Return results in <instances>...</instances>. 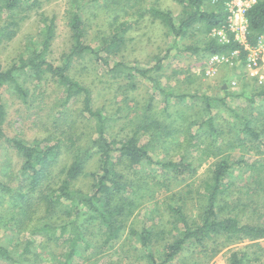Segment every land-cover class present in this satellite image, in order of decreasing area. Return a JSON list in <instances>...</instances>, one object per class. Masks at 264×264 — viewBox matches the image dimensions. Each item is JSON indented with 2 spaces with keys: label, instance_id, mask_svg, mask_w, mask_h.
Returning <instances> with one entry per match:
<instances>
[{
  "label": "rangeland",
  "instance_id": "obj_1",
  "mask_svg": "<svg viewBox=\"0 0 264 264\" xmlns=\"http://www.w3.org/2000/svg\"><path fill=\"white\" fill-rule=\"evenodd\" d=\"M80 1L84 6L82 15L86 43L97 45L101 37L110 33L117 20L130 23L125 34L126 44L115 59L133 65L151 66L156 55L171 49L157 76L164 89L186 95L182 99L166 98L164 93L155 92L151 83L143 79L136 80L135 89L124 88L123 82L110 78L98 63L87 59L75 61L70 75L91 89L95 108L103 107L106 113L117 119L110 122L107 130L110 139L122 140L130 136L135 124L141 121L146 104L151 103L149 119L152 125L140 132V142L149 143L150 154L155 160L166 162L183 159L191 163L195 172L191 176L172 177L165 169L152 167L155 169L152 173L162 184L154 185L157 191L153 193L154 196L149 192L143 197L139 194L130 196L136 207L125 218V226L119 237L105 241L106 231L97 221L79 222L84 234L74 246L67 242L57 243L55 235L43 231L42 227L67 219L58 211L46 212L44 204L36 202V196L44 192L45 187L52 189L57 186L63 177L62 170L69 164L72 150L75 149H67V145L71 139L76 140V147L87 145L92 135V121L80 115V98L63 103L62 91L52 81L27 80V102L4 87L5 134L28 142L38 139L50 144L59 143L62 147L57 163L50 168V175L38 190L28 195L30 200L25 208H19L24 201H14L0 194V243L15 256L23 254L26 249L24 264H148L129 231L142 227L152 229L157 234L152 242V250L159 259L165 239H171L175 233H161L164 228L172 226L168 204L176 201L183 206L188 219L197 220L203 205L198 191L202 182L210 176L213 164L223 157L228 158L231 169L224 179L228 188L219 201L222 208L217 210L218 214L233 215L246 223H264V96H256L264 89V81L259 82L249 74L246 58L238 56L239 49H236V53L233 50L212 55L179 51L187 45L202 47L209 37L220 42L219 36L214 34L216 28L206 34L202 31V24L194 25L186 37L177 40V50L172 49L173 39L166 36L162 25L148 14L141 16L140 12L150 6L169 10L178 22L181 7L177 0H114L109 6L106 0ZM41 2L39 10L32 8L18 12L17 17L23 19L17 24L16 34L11 40L0 43V64L4 68L14 63L28 43L39 39L41 26L38 11H44L49 16L56 15V37L50 56L54 63L59 62L60 56L68 51L70 39L65 10L69 0ZM8 21L9 18L0 13V26ZM230 36L232 34L227 32L225 38L230 39ZM258 42L260 45L253 48L261 57L264 55V35ZM221 56L224 58H219ZM224 89L232 93L244 90V97H228L226 101L234 112L250 120L252 127L260 133L259 138L253 139L244 134L241 120L223 108L212 109L211 112L217 136L200 135L199 125L203 124L205 114L199 102L187 95L222 97ZM252 96L255 98L253 103L249 100ZM200 142H203L202 148L198 147ZM91 161L84 176L74 182V187L84 192L89 191V175L97 166L96 158ZM21 164L22 159L18 154L0 147V181L14 191L24 189L21 187ZM142 170L150 172L149 168L142 167ZM179 198L183 201L180 202ZM19 202L21 205H18ZM220 241V238L208 241V248H217L213 254L212 251L202 252L196 243L190 242L169 264H228L232 251L246 254L244 264H264V238L232 244ZM73 249L74 252H71ZM69 252L71 254L68 256ZM0 264L8 263L0 260Z\"/></svg>",
  "mask_w": 264,
  "mask_h": 264
},
{
  "label": "trees",
  "instance_id": "obj_2",
  "mask_svg": "<svg viewBox=\"0 0 264 264\" xmlns=\"http://www.w3.org/2000/svg\"><path fill=\"white\" fill-rule=\"evenodd\" d=\"M108 6L115 2L106 0ZM231 0H177L181 7L178 22L169 10L159 9L153 6L144 9L140 15L148 14L152 20H157L163 27L166 36L173 39L172 49L177 50V40L184 38L196 24H202V31L206 34L213 29L223 25L229 14L227 3ZM41 0H0V13H3L9 21L0 26V43L7 42L16 34L17 24L23 17H17L18 12L35 8L41 9ZM84 6L80 0H69V6L65 10L66 26L69 32L70 45L66 53L60 56L59 62L54 63L51 59L52 44L56 37L57 20L56 15H47L44 11H38L40 33L39 39L27 44L24 50L19 52L14 63L7 68L0 64V147H5L22 159L20 175L22 176V188L14 191L9 185L0 181V194L6 195L14 201H24L23 209L27 206L29 194L38 190L43 181L50 175V168L57 163L61 153L62 145L59 143L50 144L43 140L34 139L30 142L17 137L7 136L4 132L5 109L2 97V89L8 87L23 102H27L29 89L25 86L27 80H48L56 84L62 91L63 103L74 98H80V115L92 121V135L89 142L82 148L74 146L76 140L71 139L67 149L72 150L69 164L63 168V177L57 186L44 192H39L36 202L43 203L48 213L62 214L67 220L56 225L45 224L42 230L55 235L57 243L67 242L74 246L83 236L79 222L97 221L105 229V241L119 237L125 226V218L132 213L136 207L131 195L147 196L148 192L153 195L157 192L154 185H161L152 172V167L165 169L172 177L191 176L195 169L191 163L180 159L178 161L155 160L150 154L149 143L140 142V132L151 126L149 111L151 103H147L142 113L141 121L135 124L130 136L122 140L110 139L107 134L110 122L116 119L114 115L106 113L103 107L95 108L92 103L91 89L70 75L73 63L87 59L98 63L106 74L112 79L123 82L124 88L135 89L136 80L143 79L151 83L155 92L164 93V97L172 96L182 99L186 95L175 94L164 89L157 73L162 69L164 60L168 57L166 50L162 55H156L151 66L133 65L124 61L116 60L126 44L125 34L130 23L118 20L109 34L100 38L97 45L85 42V27L82 11ZM247 21L249 47H254L264 35V0L247 9L244 13ZM239 49V57H245L246 51L236 41L230 39L228 42H218L214 37H209L202 47L191 45L178 49L181 52L191 54L202 52L212 55L229 53ZM224 96L213 97L207 94L187 95L201 105L205 119L200 135L217 136L215 130L214 116L212 109H225L241 120V131L257 139L260 137L250 120L239 115L227 104L228 97H244V90L238 93L223 90ZM256 96H264V89ZM164 98V101H166ZM254 96L250 97L251 103ZM158 124L155 123V125ZM215 138V137H214ZM217 140V139H216ZM211 144V143H209ZM203 142L198 144L202 148ZM206 151V149H201ZM218 150V148H217ZM96 158V169L90 173L91 183L89 191L84 192L74 187V182L83 177L87 166ZM149 168L150 172L141 171V168ZM231 163L228 158L218 159L212 166L210 176L202 182L198 191L203 199L201 211L197 220L187 218L182 205L169 203L167 206L172 219V226L163 229L162 234L175 232L171 239H165L161 257L156 258L152 250V242L157 234L152 229L142 227L139 230L131 229L129 234L134 236L142 250V256L148 264H169L181 253L186 244L196 243L204 253H215L217 248H208V241L220 238L223 244L237 243L243 240L258 241L264 238V223L241 222L233 215H219V201L227 191V183L224 179L228 176ZM145 191V192H144ZM147 192V193H146ZM264 194V186H263ZM143 195V196H142ZM154 196V195H153ZM137 197V196H136ZM180 202L183 199H180ZM18 205H21L20 202ZM26 212V211H25ZM24 212V213H25ZM29 215V212H28ZM56 233V234H55ZM213 244L215 242H212ZM219 243V244H220ZM74 252V249L71 251ZM68 253V256L71 254ZM27 251L15 256L13 252L0 243V260L8 264H24L23 257ZM246 254L240 251H232L228 258V264H244Z\"/></svg>",
  "mask_w": 264,
  "mask_h": 264
},
{
  "label": "built area",
  "instance_id": "obj_3",
  "mask_svg": "<svg viewBox=\"0 0 264 264\" xmlns=\"http://www.w3.org/2000/svg\"><path fill=\"white\" fill-rule=\"evenodd\" d=\"M259 0H231L227 3L228 16L225 20V23L216 28L214 34L219 38L220 42H228L229 39H226V33L230 32L232 34L233 40L236 41L243 49L246 51V61L248 64V72L249 74L257 79L259 82L264 81V55L261 57L256 53V49L248 46L247 36V21L244 16V13L251 6L256 4ZM260 42L256 44V47ZM255 47V46H254ZM261 50L262 49V46ZM233 52H237L234 50ZM214 58L218 59V56ZM223 59L224 57H219ZM259 61H262V65Z\"/></svg>",
  "mask_w": 264,
  "mask_h": 264
}]
</instances>
